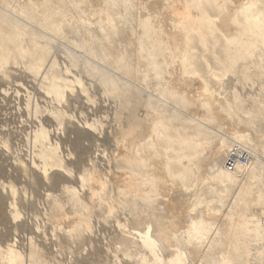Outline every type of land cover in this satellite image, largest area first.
<instances>
[{
    "label": "rangeland",
    "instance_id": "1",
    "mask_svg": "<svg viewBox=\"0 0 264 264\" xmlns=\"http://www.w3.org/2000/svg\"><path fill=\"white\" fill-rule=\"evenodd\" d=\"M249 1L0 0V264H264Z\"/></svg>",
    "mask_w": 264,
    "mask_h": 264
},
{
    "label": "bare ground",
    "instance_id": "2",
    "mask_svg": "<svg viewBox=\"0 0 264 264\" xmlns=\"http://www.w3.org/2000/svg\"><path fill=\"white\" fill-rule=\"evenodd\" d=\"M188 1H190V0H188ZM217 1V0H216ZM225 1V0H224ZM241 2V1H240ZM197 3H199V2H197ZM244 3V2H243ZM191 4V3H190ZM220 4V3H219ZM228 4V3H227ZM186 5V4H185ZM243 6V5H242ZM197 7V6H196ZM220 7V6H219ZM253 1L251 0V1H249L242 9L244 10V11H249V10H252L253 8ZM39 8V7H38ZM37 10V9H36ZM194 17V16H193ZM227 18H228V16H227ZM224 20H226L227 21V19L226 18H224ZM230 20H232V19H230ZM178 23L180 24L181 23V20H179L178 21ZM232 23V22H231ZM232 25V24H231ZM9 34V36H10V38L11 39H13V40H15L16 39V34L15 33H8ZM10 41V39L8 40V42ZM148 115V114H147ZM149 117V116H148ZM233 135V134H232ZM234 136V135H233ZM231 137V136H230ZM230 137H229V139H230ZM233 138V137H232ZM122 139V138H121ZM120 139V140H121ZM228 139V140H229ZM226 140V139H225ZM232 139H230L229 140V142L227 141V143H225V141H224V143L222 144V146H220V144H219V146H220V148H218V152L214 155V156H216L215 157V161L213 162L214 163V166L215 165H217V166H215V168H216V170H219V172H226L227 174H229V175H231V174H234V173H231V172H229V171H226V169L222 166V162H224L223 160H224V158H223V156H224V150H223V148H224V146H226V147H228L227 145L230 143V141H231ZM232 142V141H231ZM241 145V144H240ZM228 151V150H227ZM229 152H230V150H229ZM214 153V152H213ZM247 155V154H246ZM227 156V155H226ZM228 157V156H227ZM248 157V156H247ZM122 158V157H121ZM226 158V157H225ZM49 161L51 160V159H53V157L52 156H49ZM213 160H214V158H213ZM52 161V160H51ZM211 162H212V160H210ZM53 162V161H52ZM225 170H224V169ZM235 175V174H234ZM165 179V178H164ZM169 179V178H168ZM163 180V179H162ZM164 182V181H163ZM162 186V185H161ZM161 188V187H160ZM165 191V190H164ZM186 195V194H185ZM180 197V196H179ZM176 200V199H175ZM178 202V201H177ZM180 202V201H179ZM183 204V203H182ZM176 206H177V204H175ZM184 205V204H183ZM175 206V207H176ZM177 209V208H176ZM181 209V208H180ZM153 245H154V242H150V246L151 247H153Z\"/></svg>",
    "mask_w": 264,
    "mask_h": 264
},
{
    "label": "built area",
    "instance_id": "3",
    "mask_svg": "<svg viewBox=\"0 0 264 264\" xmlns=\"http://www.w3.org/2000/svg\"><path fill=\"white\" fill-rule=\"evenodd\" d=\"M247 156L245 152L236 146L225 161L224 167L226 171L236 174L245 165L248 159Z\"/></svg>",
    "mask_w": 264,
    "mask_h": 264
}]
</instances>
